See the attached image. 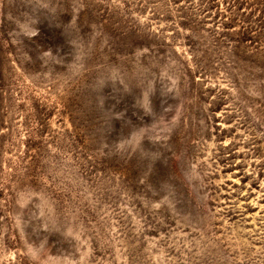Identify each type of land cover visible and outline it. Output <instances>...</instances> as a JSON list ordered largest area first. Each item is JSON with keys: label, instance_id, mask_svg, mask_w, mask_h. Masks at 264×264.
Segmentation results:
<instances>
[{"label": "rangeland", "instance_id": "obj_1", "mask_svg": "<svg viewBox=\"0 0 264 264\" xmlns=\"http://www.w3.org/2000/svg\"><path fill=\"white\" fill-rule=\"evenodd\" d=\"M0 264H264V0H0Z\"/></svg>", "mask_w": 264, "mask_h": 264}]
</instances>
